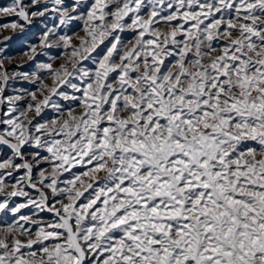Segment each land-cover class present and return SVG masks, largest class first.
<instances>
[{"label": "snow or ice", "instance_id": "6c2138e0", "mask_svg": "<svg viewBox=\"0 0 264 264\" xmlns=\"http://www.w3.org/2000/svg\"><path fill=\"white\" fill-rule=\"evenodd\" d=\"M0 16L53 20L39 46L62 50L33 73L0 61V264H264V0Z\"/></svg>", "mask_w": 264, "mask_h": 264}, {"label": "rangeland", "instance_id": "374dc122", "mask_svg": "<svg viewBox=\"0 0 264 264\" xmlns=\"http://www.w3.org/2000/svg\"><path fill=\"white\" fill-rule=\"evenodd\" d=\"M10 2L11 0H0V5H6ZM14 19L17 18L14 16H0V23H4ZM20 23H23V21H20ZM53 23L54 21L51 19L45 21V24L49 26H51ZM45 24L37 22L31 26H25L23 31L0 29V48L4 49L3 52H0V61L5 63V66L10 73L13 71H25L29 73L37 72L38 64L50 63L52 61L49 60V57H56L62 55L61 49H44L39 46L43 32L45 31ZM65 31H67L68 35H73L74 32H80V25L78 23L74 24L71 29H67ZM80 34L83 35L82 32H80ZM125 35L128 34L125 33ZM5 37H11V39L5 40ZM31 47H36L37 55L35 56V59H29L28 56L24 55L25 52H28L29 55H31L29 51ZM60 63L61 60H56L54 62V67L58 66ZM39 75L46 76V73L40 72ZM45 82L51 83L50 78L46 79ZM10 83L13 84V88L9 89V94H15L14 88H19L21 86L27 89L35 90V87L27 81L16 80ZM54 99L57 98L54 97ZM60 103L67 106L69 102L60 101ZM43 115L45 119H51L55 115V113L51 109H48ZM32 194L35 195V193ZM15 199H17L18 202H23L22 198ZM23 211L30 214L28 209H24ZM41 216L44 218L45 221L51 219L50 215L47 213H42Z\"/></svg>", "mask_w": 264, "mask_h": 264}]
</instances>
